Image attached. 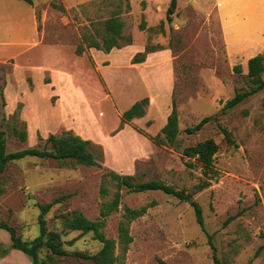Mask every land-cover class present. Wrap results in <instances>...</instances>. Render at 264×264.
I'll return each instance as SVG.
<instances>
[{"label":"rangeland","instance_id":"rangeland-1","mask_svg":"<svg viewBox=\"0 0 264 264\" xmlns=\"http://www.w3.org/2000/svg\"><path fill=\"white\" fill-rule=\"evenodd\" d=\"M171 2L0 0V131L6 134L7 152L51 148L47 137L66 130L91 140L98 158L103 152L100 165L94 166L36 156L7 164L0 173V219L13 225L23 240L40 234L37 203L63 197L45 216L48 230L59 232L70 252L97 253L102 243L92 232L68 229L64 216L79 210L90 219L100 218L102 176L114 170L134 175L136 181H164L193 197L189 202L161 191L122 189L120 207L104 227L117 242L116 253L121 251L118 224L125 206L156 202L130 225L127 264H159L158 258L170 264H264V89L224 108L235 93L253 86L248 61L264 54V42L240 46L234 37L229 41L220 0H177L168 19ZM231 3L243 8L230 15L237 30L260 26L264 0ZM114 14L124 24L122 47L110 52L86 48L78 55L82 36L96 35L100 22ZM146 46L155 50L146 53L147 63L133 64ZM145 97L146 115L122 122V113ZM173 99L179 115L178 148L151 139L165 125ZM205 116L212 119L202 129L186 131ZM224 129L232 133L233 144L225 140ZM22 130L26 140L18 133ZM207 138H214L219 150L205 173L183 149ZM108 185L111 193L105 200L117 190L115 183ZM193 201L203 209L218 263L196 220ZM40 255L56 264H95L75 255L54 256L46 249ZM0 264H33L23 251L11 248L5 229H0Z\"/></svg>","mask_w":264,"mask_h":264},{"label":"trees","instance_id":"trees-1","mask_svg":"<svg viewBox=\"0 0 264 264\" xmlns=\"http://www.w3.org/2000/svg\"><path fill=\"white\" fill-rule=\"evenodd\" d=\"M30 4H33V0H24ZM55 7L64 11L65 7L59 4H53ZM173 13V8L168 10V19ZM101 27L98 29L96 35L84 34L82 36V43L76 45V53L82 55L86 48H95L98 50H104L110 52L113 48H121L122 41L125 38L123 35V21L119 14L111 15L110 17L102 20ZM101 37V41L98 39ZM130 43V42H129ZM128 43V44H129ZM155 51L153 47L146 46L143 52H138L132 59V63H142L146 59V53ZM235 69L240 71V67L237 65ZM264 54L259 53L251 57L248 61V73L251 78L253 86L250 90L237 92L234 96L229 98L224 108H233L237 104L241 103L248 96L255 94L261 89H264ZM149 105V97L142 98L131 105L121 115L122 122H129L135 118H141L146 115L147 107ZM212 119V116L203 117L196 125L189 127L186 131L190 134L195 133L203 128V126ZM122 127V124L120 125ZM179 115L177 111V104L175 99L172 102V111L167 117L165 125L162 127L161 132L156 136H152L151 139L158 145L169 144L178 148L179 144ZM225 140L233 144L234 139L232 133L227 129L223 130ZM22 139L26 140L27 131L22 130L18 132ZM47 143L51 145V148H37L30 147L13 152H7L6 150V134L4 131H0V173L4 171L9 162L25 158L27 156H36L40 158H54L58 159L62 164L70 160L72 164H82L86 166L100 165L99 158H103V152L100 151L98 155L92 149L93 143L89 139H84L80 135L75 134L71 130L63 131L60 134H50L47 137ZM219 150V144L214 138H207L194 145H189L183 149L184 155L189 158H196L202 167L205 169V173L211 170L214 164L215 155ZM188 166H192L191 162H188ZM136 177L131 174H120L114 170H108L103 173L102 182L100 185V194L104 201L100 207V218L90 219L84 215L81 211L75 210L70 215H65V226L71 230H81L82 232H92L94 237L102 243L101 249L94 254L84 253L80 251L70 252L63 247V240L59 232L49 231L47 228L46 214L50 209L60 203L63 197L54 198L47 203H37L40 209L38 215V223L40 227V234L32 240H23L18 235L16 228L0 219V229H5L10 233L11 248L18 249L27 254L33 264H56L55 262L41 257V250L46 249L54 256H71L75 255L92 260L95 264H127L125 262V255L129 249L130 244L133 241V235L130 232V225L133 220L143 216L148 208L156 204L155 201L149 204H144L138 207L125 206V210L122 219L118 224V237L120 244V253H116L117 242L115 239L108 237L104 232L107 218L116 210L119 209L122 199V189L126 188L127 191L133 193H143L148 191H161L165 194L175 196L180 200L189 199L190 196L185 190H179L174 186L165 183L164 181L152 179L148 181H136ZM115 183L117 190L114 192L112 199L105 200L110 195L109 185ZM200 188V187H199ZM192 206L195 211L196 220L201 226L202 230L207 234L209 244L213 250L214 259L218 263L216 258V246L213 242V235L210 234L205 226L203 209L197 201L192 202ZM231 218L225 222L229 223ZM74 240H71V244ZM159 264H170L162 258H158Z\"/></svg>","mask_w":264,"mask_h":264},{"label":"crops","instance_id":"crops-1","mask_svg":"<svg viewBox=\"0 0 264 264\" xmlns=\"http://www.w3.org/2000/svg\"><path fill=\"white\" fill-rule=\"evenodd\" d=\"M219 1V0H217ZM233 0H220V2L218 3L219 7L220 3H223L224 6L222 8V13L225 14L226 17V34L228 37V40H233L232 37H234V43L239 44L240 46H242V44H246V46L249 45H253L256 44L258 42H264V11L262 14V20H261V24L259 27H255L250 29L248 32H242V29H236L237 25L236 22L231 23L234 21V17H230L231 14H233V12H236L237 9H239V11H241V6H237L235 4H232ZM260 11V10H259ZM253 57V56H252ZM147 63V61H144L142 63H136V64H145ZM69 79H72L70 75H68ZM73 81V80H72ZM74 85V82H73ZM77 89V88H76ZM78 91V90H77ZM136 119V118H135ZM8 256V254H7ZM7 256H3L1 255V258H7Z\"/></svg>","mask_w":264,"mask_h":264},{"label":"water","instance_id":"water-1","mask_svg":"<svg viewBox=\"0 0 264 264\" xmlns=\"http://www.w3.org/2000/svg\"><path fill=\"white\" fill-rule=\"evenodd\" d=\"M176 2H177V0H172V2H171V7H172L173 9L176 7ZM192 199H193V197H190V199H189L188 201L191 202Z\"/></svg>","mask_w":264,"mask_h":264}]
</instances>
